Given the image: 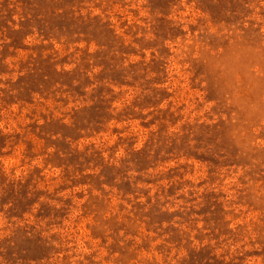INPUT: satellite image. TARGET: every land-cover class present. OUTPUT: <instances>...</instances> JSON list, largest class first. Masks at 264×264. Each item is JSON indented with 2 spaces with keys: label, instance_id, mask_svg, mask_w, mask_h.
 Masks as SVG:
<instances>
[{
  "label": "rangeland",
  "instance_id": "374dc122",
  "mask_svg": "<svg viewBox=\"0 0 264 264\" xmlns=\"http://www.w3.org/2000/svg\"><path fill=\"white\" fill-rule=\"evenodd\" d=\"M0 264H264V0H0Z\"/></svg>",
  "mask_w": 264,
  "mask_h": 264
}]
</instances>
